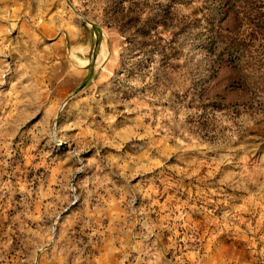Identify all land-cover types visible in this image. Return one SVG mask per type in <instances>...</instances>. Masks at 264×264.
I'll return each mask as SVG.
<instances>
[{
  "label": "rangeland",
  "instance_id": "374dc122",
  "mask_svg": "<svg viewBox=\"0 0 264 264\" xmlns=\"http://www.w3.org/2000/svg\"><path fill=\"white\" fill-rule=\"evenodd\" d=\"M263 31L264 0H0V264H264Z\"/></svg>",
  "mask_w": 264,
  "mask_h": 264
},
{
  "label": "trees",
  "instance_id": "16d2710c",
  "mask_svg": "<svg viewBox=\"0 0 264 264\" xmlns=\"http://www.w3.org/2000/svg\"><path fill=\"white\" fill-rule=\"evenodd\" d=\"M232 2H235L237 0H231ZM244 3H247L248 0H242ZM175 2V1H174ZM148 19H152L149 18ZM162 22V21H161ZM163 24V28H167V25ZM241 28L242 31L237 32V33H233L231 36H225L222 34L221 32V25L219 22H214V23H209L206 27H203V30H201L200 32H204V35L206 36V45H208V48L210 50H213L215 48L214 45V40L213 37L214 35H218L219 38L222 40V44H221V50L231 53L233 51V49H238L241 48L242 51L247 54L248 51L251 49L252 47V41L254 40L253 37H255V33L253 31L251 22L248 18V16H244L241 18ZM264 32V31H263ZM261 46H264L263 44H261ZM157 48V50L161 53H165L166 52V48L164 46L161 45H156L155 46ZM217 52H215L216 54ZM247 66V63L245 64V62L240 60V63H238L237 68L239 69L242 78L244 79L245 82H247V74L243 73L245 72V67Z\"/></svg>",
  "mask_w": 264,
  "mask_h": 264
}]
</instances>
